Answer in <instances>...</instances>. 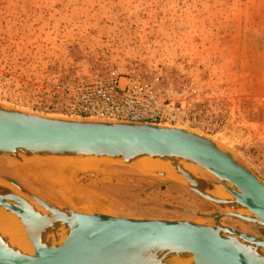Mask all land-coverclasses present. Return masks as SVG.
I'll list each match as a JSON object with an SVG mask.
<instances>
[{
  "label": "rangeland",
  "instance_id": "1",
  "mask_svg": "<svg viewBox=\"0 0 264 264\" xmlns=\"http://www.w3.org/2000/svg\"><path fill=\"white\" fill-rule=\"evenodd\" d=\"M110 78L157 92L172 117L160 123L208 136L264 183V0H0L1 105L84 118L69 104ZM31 157L7 178L60 207L210 224L205 215L226 211L183 178L132 171L120 160L91 156L99 167L56 181ZM220 222L264 238L256 224Z\"/></svg>",
  "mask_w": 264,
  "mask_h": 264
},
{
  "label": "water",
  "instance_id": "2",
  "mask_svg": "<svg viewBox=\"0 0 264 264\" xmlns=\"http://www.w3.org/2000/svg\"><path fill=\"white\" fill-rule=\"evenodd\" d=\"M23 156L104 157L125 162L132 171L133 162L146 156L185 159L222 182L207 181L211 185L232 186L227 190L234 203L252 216L215 211L205 215L210 224L85 213L60 207L25 191L9 174L0 175L15 187L0 183V206L21 219L34 248L23 253L0 234V264H169L172 256L184 255L193 264H264V238L220 222L231 216L264 229V183L202 133L162 123L49 116L0 104V162L19 163ZM179 174L191 191L222 209L224 200L200 190L191 174ZM59 228L65 232L56 235Z\"/></svg>",
  "mask_w": 264,
  "mask_h": 264
},
{
  "label": "bare ground",
  "instance_id": "3",
  "mask_svg": "<svg viewBox=\"0 0 264 264\" xmlns=\"http://www.w3.org/2000/svg\"><path fill=\"white\" fill-rule=\"evenodd\" d=\"M94 158H92L91 156L90 157L78 156V157H69V158L67 157L47 158V157L35 156V158L31 157L30 159L31 162L35 163L36 165H39V167L43 171V175L46 174V177H52V179L54 178L56 181L57 180L59 181V179L60 180L62 179L63 181L65 180V178L67 179L69 177L71 170H83V169L92 170L99 167V163L95 161ZM24 162L21 163L20 161L18 163L13 160H8V161L3 160L4 165L0 166V172L1 174L3 172L9 174L10 171H12V169L22 170L24 167L23 164ZM132 167L141 173H147V174L160 173L166 176L175 177L178 180L181 179L182 182L185 179L179 174V170L185 171L193 176L200 190L204 191L205 193L213 197L225 201V204L221 205L222 210H227V211L234 210L237 213L238 212L248 213L246 209L234 203V197L227 190V188L233 189L232 186L228 184H223L221 186L211 185L210 183L207 182L208 180L206 179V177H204L205 172L203 171V169L199 165L191 161L181 158H174V157L168 159V158H159V157L151 158L146 156L143 157L142 159H137L136 161H134ZM36 169L37 168H35V171ZM30 171L32 172V170ZM0 183L11 189L10 185H7V183L2 181H0ZM37 210H40L45 214H49L46 211H44L43 208L41 207H37ZM61 230L65 232L64 228H59L56 230V235ZM0 234L2 235L4 240L7 243H9L11 247L18 249L23 253H27V254L33 253L34 251L33 245L31 244V241L25 232L21 219L14 213L2 208L1 206H0ZM51 236L53 237V235ZM167 262L169 264H193L191 257L185 255L178 257L172 256L171 258L168 259Z\"/></svg>",
  "mask_w": 264,
  "mask_h": 264
},
{
  "label": "built area",
  "instance_id": "4",
  "mask_svg": "<svg viewBox=\"0 0 264 264\" xmlns=\"http://www.w3.org/2000/svg\"><path fill=\"white\" fill-rule=\"evenodd\" d=\"M123 86L110 78L104 88L81 91L71 101L73 114L105 120L160 123L172 119L164 109L158 93L127 78Z\"/></svg>",
  "mask_w": 264,
  "mask_h": 264
}]
</instances>
